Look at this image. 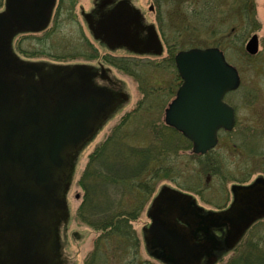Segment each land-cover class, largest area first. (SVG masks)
I'll return each mask as SVG.
<instances>
[{"label": "water", "instance_id": "water-1", "mask_svg": "<svg viewBox=\"0 0 264 264\" xmlns=\"http://www.w3.org/2000/svg\"><path fill=\"white\" fill-rule=\"evenodd\" d=\"M53 2L5 0L0 12V66L5 59L11 63L14 33L44 28ZM245 50L257 52L256 34L249 37ZM174 62L181 84L165 108L164 122L191 141L194 153H204L216 144L219 128L233 127V109L222 97L238 87L239 75L218 47L179 50ZM1 83L9 93L0 97V264H48V249L54 251L57 245L58 217L66 213L68 157L93 133V121L87 119L92 101L75 100L64 111L67 104L62 99L58 109L49 112L41 96L40 100L35 94L33 104L24 103L10 93L9 87L16 91L17 86L9 77H0ZM24 90L30 97L37 87ZM231 190L233 200L227 209L201 213L190 195L162 187L147 212L152 222L143 228L159 250L153 254L170 264H200L217 243L209 233L211 226L225 227L222 247L216 250L232 248L248 226L264 216V179L258 177L248 186L233 185ZM197 231L206 238L197 240Z\"/></svg>", "mask_w": 264, "mask_h": 264}, {"label": "rangeland", "instance_id": "rangeland-1", "mask_svg": "<svg viewBox=\"0 0 264 264\" xmlns=\"http://www.w3.org/2000/svg\"><path fill=\"white\" fill-rule=\"evenodd\" d=\"M65 1L78 3L62 4L57 19L52 20L45 31L48 33L45 38L38 39L44 33L41 32L19 35L14 39L13 43L19 41L15 48L21 58L60 63L82 62L81 54H85L83 50L87 46L96 48L100 57L123 54L108 52L89 35L79 8L86 11L91 0ZM121 6H130L141 17V22H146V27L152 24L156 28L164 51L161 56H135L134 61L128 64L133 76L107 65L111 68V75L121 81L129 100L78 155L67 194L69 237L66 241L61 237L62 243L59 241L63 264H85L98 234L75 217L83 194L78 179L89 152L109 133L121 115L132 111L140 100V117H136V121L126 128L129 132L126 140L130 144H148L150 124L163 122L164 108L173 98L180 81L175 66L167 67L162 62L169 47L174 54L191 47L217 46L226 60L237 69L240 86L224 98L235 108L236 121L232 131H219L216 146L200 159L190 149L180 151L172 161V171L155 179L154 192L164 185L192 196L203 209L219 210L230 203L233 185L248 186L256 178H264V0H130V4ZM200 11L204 13L200 15ZM253 33L258 36V50L249 55L245 51V43ZM149 199L130 223L140 242L138 261L162 264L149 255L141 240V228L148 222ZM110 239L100 243L104 256L101 255L106 263L99 264H123L122 261L131 256L127 254L129 243L121 241L117 246L115 239ZM247 239L249 242L262 239L264 242V218L252 225L243 242ZM153 251L159 253V250ZM235 252L233 249L215 264L225 263Z\"/></svg>", "mask_w": 264, "mask_h": 264}, {"label": "flooded vegetation", "instance_id": "flooded-vegetation-1", "mask_svg": "<svg viewBox=\"0 0 264 264\" xmlns=\"http://www.w3.org/2000/svg\"><path fill=\"white\" fill-rule=\"evenodd\" d=\"M76 3L78 2L55 0L48 11L50 13L49 23L57 19L56 15L59 14L62 4ZM124 3L130 4V0H91L90 6L86 11L82 7L79 8L81 18L91 38L108 52H121L123 53L122 55L110 54L100 57L96 48L93 49L87 46L85 51L83 50L85 54H81L83 57L80 58L82 62L60 63L43 59L21 58L15 48L19 41L13 43L14 39L19 35L36 33L29 31L15 33L10 42L11 63H8L5 59V63L0 66V71L4 75L0 73L6 78L9 77L14 85L17 86L16 91H12L9 87L10 93L15 95L21 102L29 104L34 103L33 99L36 94L40 100L42 97L43 102L47 103L46 109L49 112H54L58 101L62 99L67 104L62 107L64 111H68L71 108L70 106L75 103V100L90 104L89 99H91L93 111L90 109L87 119L93 121L91 127L93 133L97 129L99 130V126L104 124L109 116L124 108L128 102L127 100H129V96L124 91L121 81L111 75V68L107 65L113 67L115 65L110 60L122 58L132 62L135 56H157L159 54L157 51L160 52L161 50L155 36L151 33V28L142 24L141 18L136 15L135 11L131 10L130 6H121ZM0 4H3L1 9L4 8V0ZM47 35L48 33H41L38 39L41 40ZM2 75L0 77H3ZM5 83L0 85V94L4 95L0 96L1 98L7 97L9 93L8 87L5 88ZM31 86L37 87V91H32L30 98L28 91L26 90V93L24 89ZM92 96L95 98L93 99ZM26 98L29 100H26ZM94 102L100 103L94 104ZM79 151H74L68 157V162L71 163V170L63 195L64 203L66 204L70 181L76 167ZM201 213L206 212L201 210ZM69 217L67 211L64 217H58V224L55 230V242H57V245L54 251L53 248L48 249V264L50 262V264H62L59 250L60 244L58 242L60 240V243H62L61 237L65 239L64 241L69 237L67 232ZM65 218H68L67 223H64ZM223 231H225V227L211 226L209 233L217 242L211 248L213 251L216 250L215 247H219L222 244L223 236L221 234ZM75 234L77 235V232ZM205 238L206 235L203 231H197V240L202 241ZM161 255L165 257L164 254L161 253ZM205 255L211 256L213 253ZM204 259L205 257H203L202 261Z\"/></svg>", "mask_w": 264, "mask_h": 264}, {"label": "trees", "instance_id": "trees-1", "mask_svg": "<svg viewBox=\"0 0 264 264\" xmlns=\"http://www.w3.org/2000/svg\"><path fill=\"white\" fill-rule=\"evenodd\" d=\"M202 13L200 11V15ZM110 62L118 69L133 74L128 69V60L117 58ZM164 62L167 67L173 65L170 47ZM141 106L142 100L132 111L125 113L93 148L79 178L83 195L75 217L98 233L85 264L106 263L100 243L110 238L115 239L117 246L121 241L129 243L127 254L131 256L125 258L123 264H144L138 261L140 242L130 221L136 218L144 202L154 193L155 179L171 172L173 159L180 151L191 148L188 139L163 122L150 124L148 144H130L126 140L129 136L126 128L136 121V117H140ZM200 156L197 155L199 159ZM234 249V256L223 264H264L262 239L252 242L248 239L243 242L242 239Z\"/></svg>", "mask_w": 264, "mask_h": 264}]
</instances>
